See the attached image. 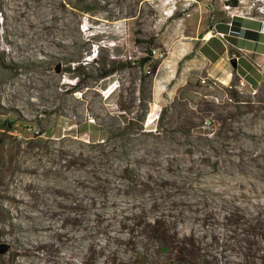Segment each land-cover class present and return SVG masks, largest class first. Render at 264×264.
Masks as SVG:
<instances>
[{
  "label": "rangeland",
  "instance_id": "rangeland-1",
  "mask_svg": "<svg viewBox=\"0 0 264 264\" xmlns=\"http://www.w3.org/2000/svg\"><path fill=\"white\" fill-rule=\"evenodd\" d=\"M77 1L0 0V264H264V0Z\"/></svg>",
  "mask_w": 264,
  "mask_h": 264
},
{
  "label": "crops",
  "instance_id": "crops-1",
  "mask_svg": "<svg viewBox=\"0 0 264 264\" xmlns=\"http://www.w3.org/2000/svg\"><path fill=\"white\" fill-rule=\"evenodd\" d=\"M238 22L240 24V27L237 28L239 35L236 37H231V38H235V39L233 40L232 44L229 43L235 50H237L239 52V55H235V57L237 58V67H239V62L244 57L242 54H245V53H242V52H252V53L254 52L255 54L264 55V24L259 23L258 21L249 22V25L247 27H242V28L245 30H248L250 32H253V33H249L248 35L241 36V34H240V32H241V20ZM228 26H229L228 23L225 21L224 23H220L219 25H217V27H215V31L222 36L228 35V33L230 31V28ZM212 40H216L219 43V45H221L222 41H221L219 36L214 35L213 37H211L210 39L207 40V44H209ZM247 43H249V45H247ZM227 52H228V49H227ZM227 52L224 49V50H222V52L220 54L213 55V56H211L207 52V54L209 55L208 56L209 59L211 61H213V63L217 67L221 64V69L223 71H225L226 77H224V76L220 77V76H217V71L219 69L218 70L213 69L214 75L221 82H225V81L229 80V77H231L233 74V70L231 69V67H229V66L226 67V63H220L222 60H224V58L227 59ZM239 75L241 76L240 73H239ZM79 126H80V128H79L80 133H81V131L84 132V131H88L89 129H92V125L89 123H86V122L80 124Z\"/></svg>",
  "mask_w": 264,
  "mask_h": 264
},
{
  "label": "trees",
  "instance_id": "trees-1",
  "mask_svg": "<svg viewBox=\"0 0 264 264\" xmlns=\"http://www.w3.org/2000/svg\"><path fill=\"white\" fill-rule=\"evenodd\" d=\"M236 2H234L235 4ZM234 30H237L238 29L236 27H234ZM153 59V51L152 50H149L148 51V54L145 56V57H142L140 59V65L143 67V66H147L149 68L150 66V62L151 60ZM147 71H149V69H147ZM146 71V72H147ZM113 72L112 69H108V70H104L101 72L100 74V78H105L106 76H108L109 74H111ZM148 74V73H147ZM146 75H144L143 79L144 80L146 77ZM149 76V75H147ZM72 90H76V89H80L82 88V86L80 85V83L77 81L76 84H74L72 87ZM142 99V98H141ZM12 121H5L4 123H2V125L0 124V135L1 134H6V130L12 126ZM2 126V127H1ZM128 128V124L127 125H124V126H121L119 127L118 129L123 131V132H126V129ZM3 129V131H2ZM112 131V128H108V132H111ZM8 134V133H7ZM37 137V136H36ZM3 138L0 137V145L2 146L3 145ZM2 148V147H1ZM2 150V149H0ZM154 238L156 239V241L158 242V244L160 246H165V250H169L171 249V240L169 239V235H165V233H155L154 235ZM172 254H174V257L173 259L176 261L175 264H199L198 262H196L193 258H190V257H186L184 255V253H182L181 249L180 248H177V250L175 251H172ZM202 264V263H201Z\"/></svg>",
  "mask_w": 264,
  "mask_h": 264
},
{
  "label": "built area",
  "instance_id": "built-area-1",
  "mask_svg": "<svg viewBox=\"0 0 264 264\" xmlns=\"http://www.w3.org/2000/svg\"><path fill=\"white\" fill-rule=\"evenodd\" d=\"M3 131V129H2ZM6 132L19 140H24L28 136H42L43 132L42 129L38 125H32V124H27L22 127H17V126H10Z\"/></svg>",
  "mask_w": 264,
  "mask_h": 264
},
{
  "label": "water",
  "instance_id": "water-1",
  "mask_svg": "<svg viewBox=\"0 0 264 264\" xmlns=\"http://www.w3.org/2000/svg\"><path fill=\"white\" fill-rule=\"evenodd\" d=\"M73 7L79 11L83 10L84 7V1L83 0H78L76 4L73 5ZM229 62L232 66V68L235 70L237 68V58L236 57H232L229 59ZM60 71V66L59 64L56 65L55 67V72H59ZM10 249V244L7 242H0V254H5L9 251Z\"/></svg>",
  "mask_w": 264,
  "mask_h": 264
}]
</instances>
